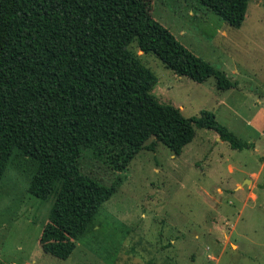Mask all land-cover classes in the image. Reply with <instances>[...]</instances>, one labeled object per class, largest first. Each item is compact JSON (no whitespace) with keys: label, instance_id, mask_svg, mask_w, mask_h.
I'll use <instances>...</instances> for the list:
<instances>
[{"label":"rangeland","instance_id":"374dc122","mask_svg":"<svg viewBox=\"0 0 264 264\" xmlns=\"http://www.w3.org/2000/svg\"><path fill=\"white\" fill-rule=\"evenodd\" d=\"M149 12L238 85L218 91L212 77L203 83L179 77L133 44L130 50L156 77L152 96L185 118L212 113L250 148L232 149L215 141L213 131L195 129L180 155L156 143L122 172L82 151L81 173L117 188L65 260L40 249L52 199L28 193L33 163L15 153L0 182V264H264V137L248 125L264 113V0H248L239 28L197 0H149Z\"/></svg>","mask_w":264,"mask_h":264},{"label":"trees","instance_id":"16d2710c","mask_svg":"<svg viewBox=\"0 0 264 264\" xmlns=\"http://www.w3.org/2000/svg\"><path fill=\"white\" fill-rule=\"evenodd\" d=\"M197 1L233 28L248 2ZM133 44L179 77H212L218 91L236 86L155 21L149 0H0V182L15 153L33 163L28 193L52 199L38 239L44 254L67 259L116 191L117 182L81 173L82 151L122 172L156 143L180 155L195 129L213 131L232 149L250 148L210 112L185 118L158 103L156 77Z\"/></svg>","mask_w":264,"mask_h":264},{"label":"crops","instance_id":"0c3cea01","mask_svg":"<svg viewBox=\"0 0 264 264\" xmlns=\"http://www.w3.org/2000/svg\"><path fill=\"white\" fill-rule=\"evenodd\" d=\"M236 86H238L237 84H236V82L234 83ZM235 86V88H237ZM235 88H232V89H235ZM263 97L264 96H262L261 97V99H263ZM260 114H262V115H260ZM260 114H256L255 116H252L251 117V119L249 120V124L248 125H252L253 127H256L257 129V134H258V136H262V137H264V113H260ZM247 127V126H246ZM215 135V141H220L218 138H217V135L216 134H214ZM231 169V167L230 166H228V170H230ZM250 182V181H249ZM217 192L218 193H221V189H217Z\"/></svg>","mask_w":264,"mask_h":264},{"label":"water","instance_id":"95a60500","mask_svg":"<svg viewBox=\"0 0 264 264\" xmlns=\"http://www.w3.org/2000/svg\"><path fill=\"white\" fill-rule=\"evenodd\" d=\"M246 183H249V181H246Z\"/></svg>","mask_w":264,"mask_h":264}]
</instances>
